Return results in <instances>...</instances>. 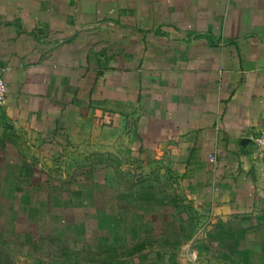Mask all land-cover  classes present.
Returning a JSON list of instances; mask_svg holds the SVG:
<instances>
[{
    "label": "crops",
    "instance_id": "crops-1",
    "mask_svg": "<svg viewBox=\"0 0 264 264\" xmlns=\"http://www.w3.org/2000/svg\"><path fill=\"white\" fill-rule=\"evenodd\" d=\"M0 68V264H264V0H0Z\"/></svg>",
    "mask_w": 264,
    "mask_h": 264
},
{
    "label": "rangeland",
    "instance_id": "rangeland-1",
    "mask_svg": "<svg viewBox=\"0 0 264 264\" xmlns=\"http://www.w3.org/2000/svg\"><path fill=\"white\" fill-rule=\"evenodd\" d=\"M137 175H135L136 177ZM89 226L93 227V224H89ZM161 228V223H156L154 224V230H159ZM29 229H35L34 226L31 225V227H29ZM88 241V240H87ZM6 244H7V248L10 249L11 247H15L16 249V253L13 252V249H10V252H7V260H6V264H43L45 263L46 261L47 262H50L52 261V258H51V253L53 252L54 255L53 257H57L56 254L59 253V250L56 248V247H53L52 245H50L48 248H43V250L36 254H34L32 252V246L31 244H27V243H22L21 247H22V251H21V254H17L18 252V247L15 246L16 244H13L11 241L7 240L6 241ZM77 247V246H76ZM70 249V248H69ZM71 251L73 250V248L70 249ZM49 254H48V253ZM77 252V251H76ZM82 253H84L85 257L86 258H92V259H98L99 255H95L94 252L92 251H86V250H81ZM93 253V254H92ZM79 257H81L80 255H77ZM54 258V260H55ZM67 261H71L70 260V256L68 257V260Z\"/></svg>",
    "mask_w": 264,
    "mask_h": 264
},
{
    "label": "built area",
    "instance_id": "built-area-1",
    "mask_svg": "<svg viewBox=\"0 0 264 264\" xmlns=\"http://www.w3.org/2000/svg\"><path fill=\"white\" fill-rule=\"evenodd\" d=\"M5 71V69L0 68V108L5 103L9 92V86L3 76ZM251 141L254 143L257 150L264 151V129L256 130L251 137Z\"/></svg>",
    "mask_w": 264,
    "mask_h": 264
}]
</instances>
